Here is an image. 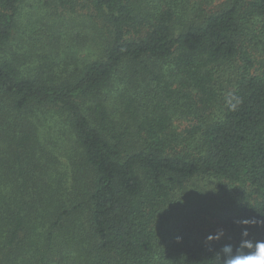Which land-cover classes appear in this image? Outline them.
<instances>
[{"label":"trees","instance_id":"16d2710c","mask_svg":"<svg viewBox=\"0 0 264 264\" xmlns=\"http://www.w3.org/2000/svg\"><path fill=\"white\" fill-rule=\"evenodd\" d=\"M24 1L0 0V264H218L205 238L264 217V0H52L108 41L63 61L44 32L30 75Z\"/></svg>","mask_w":264,"mask_h":264},{"label":"rangeland","instance_id":"374dc122","mask_svg":"<svg viewBox=\"0 0 264 264\" xmlns=\"http://www.w3.org/2000/svg\"><path fill=\"white\" fill-rule=\"evenodd\" d=\"M215 3L217 5L218 1H215ZM22 5L23 16L19 21L20 27L15 31V37L11 42L16 47L7 53L16 54L12 55V57H15L19 67H21V71L25 75L32 74L34 68L46 54L43 48H29L31 43H40L38 40L39 36L44 32L51 35L56 33L59 37L56 49L61 56L60 60L63 61L65 52L66 54L76 52L81 62L86 59V45L89 49L92 44H95L98 49H102L108 41L109 36L103 30H96L91 33L90 26L86 21L85 9L70 11L61 7L62 11L56 10V5L52 0H25ZM254 50L258 59L264 60V42L259 43ZM57 53L52 50V52L46 54L43 60L54 62L56 61ZM63 74L66 75L67 71L63 72Z\"/></svg>","mask_w":264,"mask_h":264},{"label":"clouds","instance_id":"9594fccd","mask_svg":"<svg viewBox=\"0 0 264 264\" xmlns=\"http://www.w3.org/2000/svg\"><path fill=\"white\" fill-rule=\"evenodd\" d=\"M241 103L237 98L236 104ZM235 108V105L232 106ZM233 223L239 229L237 238L226 236L224 228H218L215 233L205 238L206 244L213 241H224L218 249H210L218 257V264H264V238L254 235L250 229L264 230V217L235 219Z\"/></svg>","mask_w":264,"mask_h":264}]
</instances>
